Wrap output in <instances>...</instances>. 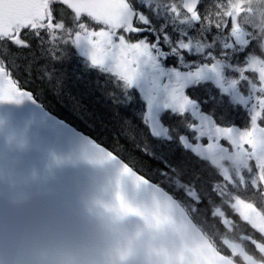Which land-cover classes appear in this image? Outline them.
Segmentation results:
<instances>
[{"label":"water","instance_id":"1","mask_svg":"<svg viewBox=\"0 0 264 264\" xmlns=\"http://www.w3.org/2000/svg\"><path fill=\"white\" fill-rule=\"evenodd\" d=\"M40 1L0 0V37L29 17L45 21ZM63 1L137 32L124 0ZM197 2L183 0L185 11ZM0 264L235 263L163 189L47 113L0 69Z\"/></svg>","mask_w":264,"mask_h":264},{"label":"trees","instance_id":"2","mask_svg":"<svg viewBox=\"0 0 264 264\" xmlns=\"http://www.w3.org/2000/svg\"><path fill=\"white\" fill-rule=\"evenodd\" d=\"M45 13L51 26H62L61 33L64 30L69 35L76 33L79 23H72L74 15L65 4L48 0ZM38 26L31 20L25 30L14 27L13 38H0V68L20 87L32 90L37 101L41 94L47 95V102L55 107L49 108L53 115L91 137L169 193L219 253L242 264L225 246L224 241H229L264 264V257L251 243L264 245L263 236L243 222L232 208L234 200H240L251 204L264 217V190L254 178L255 169L249 175L243 172L242 184L237 178L230 183L218 167L186 149L180 138L190 141L194 138L188 114L163 113L160 121L169 138L152 137L139 99L123 96L119 89H111L109 83L103 88V83L86 79L76 66L65 62L70 50L61 48L60 33L41 32ZM250 84L253 88L257 86L253 76ZM237 87L242 94L247 91L244 81H239ZM187 96L217 126L248 128V112L231 105L213 86L205 84L189 89ZM224 170L230 171L229 167ZM232 175L230 171L228 176L232 178Z\"/></svg>","mask_w":264,"mask_h":264},{"label":"rangeland","instance_id":"3","mask_svg":"<svg viewBox=\"0 0 264 264\" xmlns=\"http://www.w3.org/2000/svg\"><path fill=\"white\" fill-rule=\"evenodd\" d=\"M145 8L149 9L151 14L149 17L139 16L140 22L145 25L147 23L155 25L157 32H169L167 34L172 40L176 41L179 51H184L188 55H195L197 59L196 63L191 64L192 70L184 72H181V69L173 70L171 74L165 72L162 78L168 77L169 86L176 85L180 89L197 82L210 81L225 94L231 103L247 107L254 120L246 133L251 135L250 140L256 143L255 150L248 140L238 142L237 146H234L232 142L223 144L220 140H212L215 127L204 121L201 116H195L193 112L194 106L190 105L183 95L172 102L170 97L167 98L166 95L152 99L148 94L143 93L141 88L144 87L145 80L140 76V66L130 64V61L142 60L146 53L149 60L151 58L155 61L149 62L148 65L151 68L159 66L155 64L157 57L150 46L142 42L133 45L125 44L126 48L123 51L128 59L126 63L115 64L107 61L102 64L103 60L101 57L95 59L96 53L94 50L90 53L91 55L86 54L84 51V39L76 37L75 49L78 53V58L82 59V57L87 56L91 61L100 64V68L113 75L115 79L121 80L122 83L127 81L131 84V87H136L142 93L145 117L150 123L153 135L164 137V131L161 129L158 120V115L161 111L185 112L189 110V113L195 116L197 122V140L194 145L188 146L192 151L211 161L219 169L230 167L237 176L250 168V162L260 170L264 163V128L257 126L255 121L260 116L261 111L264 110V99L256 94V90L246 97L239 94L236 89L237 81L232 77L233 74H237L234 64L229 66L214 63L213 65L210 63L211 60L206 51L213 46L207 35H212V33L226 28L224 36L216 34L214 38L215 41L220 43V48L234 49L236 51L234 54L238 55L244 45L256 43L261 55L264 57V0H220L214 3V7L211 4L205 5L199 14L189 17H186L181 12L179 0H145ZM85 22L87 25L83 27L80 35H84L89 30H97L93 21L85 20ZM167 36L165 35V39ZM230 39L232 45L228 47L227 42ZM246 57L245 68L248 69V66L252 68L257 75V79L261 82L262 91H264V58L249 54H246ZM243 59L245 60V56ZM207 62H209L208 65L206 64ZM145 71L149 75L148 81H150L151 76L158 75V72L155 73L153 69H146ZM240 79L243 78L240 77ZM234 209L241 220L252 227L253 221L258 219L259 225L255 229L264 235V220L251 206L237 201L234 203ZM224 243L232 257H237L243 264H256L237 244ZM255 248L264 255V246L260 248L256 246Z\"/></svg>","mask_w":264,"mask_h":264},{"label":"flooded vegetation","instance_id":"4","mask_svg":"<svg viewBox=\"0 0 264 264\" xmlns=\"http://www.w3.org/2000/svg\"><path fill=\"white\" fill-rule=\"evenodd\" d=\"M133 1V0H131ZM181 1V0H180ZM220 0H200L199 5L197 10L195 11V14L191 15L194 16L196 14H199L202 9L205 7V5L211 4L214 7L215 2H219ZM134 8L137 11L138 15H144L146 17H149L151 12L149 9L145 8V0H134ZM182 3V2H181ZM182 7V4H181ZM183 11V9H182ZM140 19V18H139ZM138 26L139 27H149L147 29V32L142 33L141 35L137 36L136 39H134L133 44H138L139 42L144 43L145 45L150 46L152 52L155 54V56L160 59V60H169L170 59V54L169 53H162V50L164 51H170L171 49V37L169 35L165 39V35L169 32H156V28L153 26L151 27L150 23H147L146 25L140 22L138 20ZM226 31V28H224ZM224 30L217 31L215 33H212V35H207L208 39L211 40L213 46L211 47L212 53L206 51V54L210 57L211 64H219V65H230L231 61H234L235 59V54L236 52L234 49H229V48H220V43L218 41H215V36L216 34H220L221 36H224ZM93 32V33H92ZM76 37H81L84 39V51L86 52L87 55H89L93 50L96 53V57H101L103 60L102 64H104L107 61H111L115 64H122L126 63L128 61L127 56L124 53V49L126 48L125 43L122 41L121 37L119 36V32L116 30H112L110 28H103L97 29V30H89L87 33L84 35H78L75 36L72 41L70 40H64L60 46L64 50L76 47L75 39ZM169 40L167 41V39ZM132 44V45H133ZM228 47L232 45L231 39L227 42ZM177 47V45L175 44ZM256 46V43L253 45H244L242 47L241 52L242 56L239 55L240 57L245 56L246 61L247 57L246 54L252 55L250 50L253 49V47ZM148 53V50H147ZM186 54V52H184ZM228 53V61L221 60L223 58V54L226 55ZM91 55V54H90ZM188 55V54H186ZM259 58H264L261 53L258 55ZM66 63H73L78 69L77 72L81 73L86 79H91V77H94L96 79H99L100 81L104 82L107 79V73L103 72L100 68V64L97 62H93L90 59L87 58V56L82 57V59H74L70 55L67 56V60L65 61ZM149 62H155L152 60L148 55L145 53L144 59L142 60H134L130 61V64H136L140 66V76L143 77V80H145V85L142 89L143 93L148 94L152 99H157L163 97V95H166L167 98L170 97L171 101H175V99H178L182 94L186 96V93L188 89L183 90V88L180 89L179 86L172 85L169 86V78L166 77L165 79L162 78V75L165 72H168L169 74L173 73V69L169 67H161L160 64L156 61V65H159L155 68H151L148 63ZM168 63V62H166ZM207 65L209 62L206 63ZM151 70L153 69L155 73L158 72V75L156 74L155 76L150 77V81H148L149 75L145 70ZM50 79V78H49ZM48 79V80H49ZM208 83H212L210 81H206ZM23 89L31 92L32 95H34L33 91L22 87ZM133 89V95L137 97H142V93L136 89V87L132 88ZM176 95V97H174ZM40 104L46 109L49 110V108H55L54 105H50L47 100L48 96L47 95H40ZM57 109V106H56ZM196 113V112H194ZM211 130V128H210ZM220 132L215 130V132L212 134L211 138L212 140H221V135ZM250 136L249 134H244L241 136L240 141H249L250 142ZM220 137V138H219ZM239 141V142H240ZM238 143L233 142L234 146H237Z\"/></svg>","mask_w":264,"mask_h":264}]
</instances>
